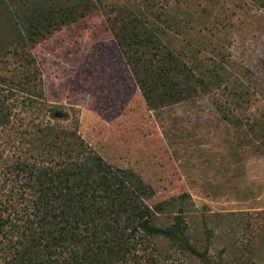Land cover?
I'll return each instance as SVG.
<instances>
[{
	"label": "rangeland",
	"instance_id": "1",
	"mask_svg": "<svg viewBox=\"0 0 264 264\" xmlns=\"http://www.w3.org/2000/svg\"><path fill=\"white\" fill-rule=\"evenodd\" d=\"M20 37L44 119L202 256L158 235L115 264H264V0H0L1 71Z\"/></svg>",
	"mask_w": 264,
	"mask_h": 264
},
{
	"label": "trees",
	"instance_id": "2",
	"mask_svg": "<svg viewBox=\"0 0 264 264\" xmlns=\"http://www.w3.org/2000/svg\"><path fill=\"white\" fill-rule=\"evenodd\" d=\"M13 60L12 71L0 70V264H115L158 235L202 258L181 220L155 226L110 164L76 132L44 119L55 107L23 37ZM255 137L264 143V131Z\"/></svg>",
	"mask_w": 264,
	"mask_h": 264
}]
</instances>
